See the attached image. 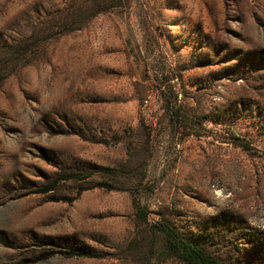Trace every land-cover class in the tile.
<instances>
[{
  "label": "rangeland",
  "instance_id": "rangeland-1",
  "mask_svg": "<svg viewBox=\"0 0 264 264\" xmlns=\"http://www.w3.org/2000/svg\"><path fill=\"white\" fill-rule=\"evenodd\" d=\"M164 227L264 264V0H0V264H187Z\"/></svg>",
  "mask_w": 264,
  "mask_h": 264
},
{
  "label": "trees",
  "instance_id": "trees-1",
  "mask_svg": "<svg viewBox=\"0 0 264 264\" xmlns=\"http://www.w3.org/2000/svg\"><path fill=\"white\" fill-rule=\"evenodd\" d=\"M107 8L108 7L106 6L104 9L101 10L106 11ZM96 15L97 13L94 12L91 14V17L93 18ZM101 170L106 171L111 175L114 174L115 172L113 169L110 168H106V169L102 168ZM97 186L101 188H110L111 190L114 189L113 185H108L106 183H98ZM47 190H52V189H46V192H48ZM139 212H140L139 213L140 219H142L144 222H147L149 211L143 210ZM159 230L165 235L168 249L171 252L178 254L187 264H224L219 262L217 259L211 257L210 255L206 254L195 243L188 242L179 238L178 233L174 229H169L164 227ZM69 254L71 256L75 255L80 258L95 256L92 253L88 252L86 249H73V252Z\"/></svg>",
  "mask_w": 264,
  "mask_h": 264
}]
</instances>
